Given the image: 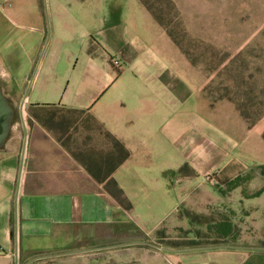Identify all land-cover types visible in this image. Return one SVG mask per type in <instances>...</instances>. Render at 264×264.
I'll return each mask as SVG.
<instances>
[{
	"label": "crops",
	"instance_id": "0c3cea01",
	"mask_svg": "<svg viewBox=\"0 0 264 264\" xmlns=\"http://www.w3.org/2000/svg\"><path fill=\"white\" fill-rule=\"evenodd\" d=\"M145 18L137 0H0V89L14 111L0 264H264L257 233L248 247L153 242L188 226L207 190L223 197L245 176L250 188L264 162L151 43ZM72 132L103 146L107 135L127 157L75 150Z\"/></svg>",
	"mask_w": 264,
	"mask_h": 264
},
{
	"label": "rangeland",
	"instance_id": "374dc122",
	"mask_svg": "<svg viewBox=\"0 0 264 264\" xmlns=\"http://www.w3.org/2000/svg\"><path fill=\"white\" fill-rule=\"evenodd\" d=\"M142 1L146 18L141 27L151 43L178 71L190 76L208 109L240 138H246L250 150L264 162L259 145L261 141L264 146V0ZM73 132L69 138L75 150L80 143L96 154H107L115 146L107 135L103 146L97 135L95 141L87 133L75 139L79 134ZM260 168L264 165L254 168L250 188L243 179L239 191L223 197L204 192L184 211L188 226L153 242L164 247L189 243L248 247L255 242V233L264 237V192L247 199L264 182ZM251 212L254 221L249 219ZM222 233L227 237L222 238Z\"/></svg>",
	"mask_w": 264,
	"mask_h": 264
},
{
	"label": "trees",
	"instance_id": "16d2710c",
	"mask_svg": "<svg viewBox=\"0 0 264 264\" xmlns=\"http://www.w3.org/2000/svg\"><path fill=\"white\" fill-rule=\"evenodd\" d=\"M139 4L144 5L143 1L142 0H137ZM89 53L91 54L92 53V49H89ZM115 147L117 148V155L119 157V162L123 161L126 157H127V152L123 149V147L115 142ZM184 170H187V166H184L183 168L180 169L179 172H184ZM260 175H262L264 177V169L263 168H260ZM248 177L249 176H245L243 178H238L232 182H230L225 190L226 192H231L232 190L236 189L237 187H240V182L244 179V180H248ZM113 183V182H111ZM116 192L113 193V197L115 198V200L120 204V205H125V199L122 197V193L120 190H115ZM264 192V186L261 187L259 190H257L256 192H254L249 198L247 199H251V198H256V197H259L262 193ZM187 218V216H185ZM188 219V218H187ZM223 234V233H222ZM222 238H226L227 235L226 234H223ZM179 247H188V248H195V247H198L196 246V244H187V245H175L173 246L172 248H179Z\"/></svg>",
	"mask_w": 264,
	"mask_h": 264
},
{
	"label": "water",
	"instance_id": "95a60500",
	"mask_svg": "<svg viewBox=\"0 0 264 264\" xmlns=\"http://www.w3.org/2000/svg\"><path fill=\"white\" fill-rule=\"evenodd\" d=\"M13 116H14L13 108L9 105L6 98L2 95L0 89V148L3 146L7 138Z\"/></svg>",
	"mask_w": 264,
	"mask_h": 264
},
{
	"label": "built area",
	"instance_id": "2783aa9c",
	"mask_svg": "<svg viewBox=\"0 0 264 264\" xmlns=\"http://www.w3.org/2000/svg\"><path fill=\"white\" fill-rule=\"evenodd\" d=\"M112 65L115 67V66H117V62H112Z\"/></svg>",
	"mask_w": 264,
	"mask_h": 264
}]
</instances>
